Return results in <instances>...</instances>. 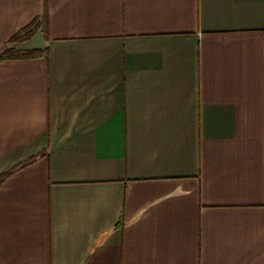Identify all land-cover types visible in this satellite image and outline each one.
Segmentation results:
<instances>
[{"label": "crops", "instance_id": "1", "mask_svg": "<svg viewBox=\"0 0 264 264\" xmlns=\"http://www.w3.org/2000/svg\"><path fill=\"white\" fill-rule=\"evenodd\" d=\"M0 264H264V0H0Z\"/></svg>", "mask_w": 264, "mask_h": 264}, {"label": "trees", "instance_id": "2", "mask_svg": "<svg viewBox=\"0 0 264 264\" xmlns=\"http://www.w3.org/2000/svg\"><path fill=\"white\" fill-rule=\"evenodd\" d=\"M43 31L46 35L48 32V17L47 13H44L40 17H36L29 25L24 27L20 30L16 35H14L10 41L8 46L4 47V49L0 52V61L5 59H12V58H32L45 55L48 51L47 48H34V49H18L14 45L17 43H21L24 41L29 40L32 38L37 32ZM36 157H33L22 164L18 165L17 167L11 169L10 171L4 173L0 176V184L3 180L9 176L11 173L16 171L17 169L28 165L36 160Z\"/></svg>", "mask_w": 264, "mask_h": 264}]
</instances>
